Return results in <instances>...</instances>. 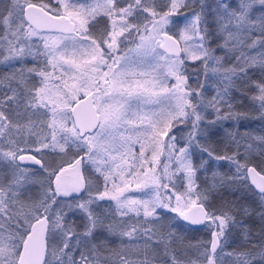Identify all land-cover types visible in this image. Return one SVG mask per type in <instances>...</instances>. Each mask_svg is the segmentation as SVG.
<instances>
[{
	"label": "snow or ice",
	"instance_id": "snow-or-ice-1",
	"mask_svg": "<svg viewBox=\"0 0 264 264\" xmlns=\"http://www.w3.org/2000/svg\"><path fill=\"white\" fill-rule=\"evenodd\" d=\"M0 264H264V0H0Z\"/></svg>",
	"mask_w": 264,
	"mask_h": 264
}]
</instances>
